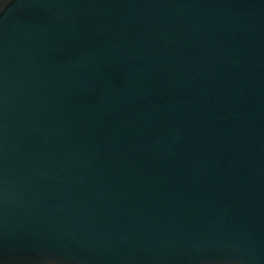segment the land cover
<instances>
[{
    "label": "water",
    "instance_id": "obj_1",
    "mask_svg": "<svg viewBox=\"0 0 264 264\" xmlns=\"http://www.w3.org/2000/svg\"><path fill=\"white\" fill-rule=\"evenodd\" d=\"M0 264H264V0H0Z\"/></svg>",
    "mask_w": 264,
    "mask_h": 264
}]
</instances>
